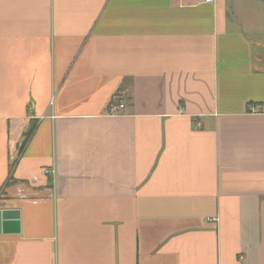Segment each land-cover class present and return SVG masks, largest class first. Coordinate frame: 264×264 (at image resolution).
<instances>
[{
	"label": "crops",
	"instance_id": "1",
	"mask_svg": "<svg viewBox=\"0 0 264 264\" xmlns=\"http://www.w3.org/2000/svg\"><path fill=\"white\" fill-rule=\"evenodd\" d=\"M0 212V264H264V0H0Z\"/></svg>",
	"mask_w": 264,
	"mask_h": 264
},
{
	"label": "water",
	"instance_id": "2",
	"mask_svg": "<svg viewBox=\"0 0 264 264\" xmlns=\"http://www.w3.org/2000/svg\"><path fill=\"white\" fill-rule=\"evenodd\" d=\"M20 232L19 216L16 213L0 212V234H17Z\"/></svg>",
	"mask_w": 264,
	"mask_h": 264
},
{
	"label": "built area",
	"instance_id": "3",
	"mask_svg": "<svg viewBox=\"0 0 264 264\" xmlns=\"http://www.w3.org/2000/svg\"><path fill=\"white\" fill-rule=\"evenodd\" d=\"M199 4H213L216 0H196ZM124 109V105L111 103L108 107V114L111 116L119 115ZM49 173V172H48Z\"/></svg>",
	"mask_w": 264,
	"mask_h": 264
},
{
	"label": "trees",
	"instance_id": "4",
	"mask_svg": "<svg viewBox=\"0 0 264 264\" xmlns=\"http://www.w3.org/2000/svg\"><path fill=\"white\" fill-rule=\"evenodd\" d=\"M36 126L35 124H31L28 132L24 135V141L21 145V151H23L28 144L29 140L32 138L34 132H35Z\"/></svg>",
	"mask_w": 264,
	"mask_h": 264
}]
</instances>
